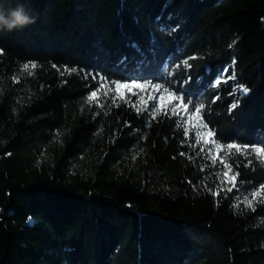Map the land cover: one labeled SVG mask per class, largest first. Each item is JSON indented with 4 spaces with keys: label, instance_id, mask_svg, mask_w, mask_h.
<instances>
[{
    "label": "trees",
    "instance_id": "16d2710c",
    "mask_svg": "<svg viewBox=\"0 0 264 264\" xmlns=\"http://www.w3.org/2000/svg\"><path fill=\"white\" fill-rule=\"evenodd\" d=\"M18 3L34 22L0 30V264H264V0L0 10ZM100 83L191 101L259 198L224 190L170 111L91 103Z\"/></svg>",
    "mask_w": 264,
    "mask_h": 264
},
{
    "label": "rangeland",
    "instance_id": "374dc122",
    "mask_svg": "<svg viewBox=\"0 0 264 264\" xmlns=\"http://www.w3.org/2000/svg\"><path fill=\"white\" fill-rule=\"evenodd\" d=\"M120 85H128V87L117 88V84L112 86L110 84L100 83L99 88L95 91L96 96L92 97L90 102L100 105L108 100H115L116 102L131 103L137 110L147 111L150 115L165 110L175 114L180 118L186 129L190 142L200 150L201 162L207 163L205 166L212 169V174H214L215 179L224 190H228L229 188L232 190H239L243 202L247 205L246 198L252 199V194L255 191L249 192L237 185L238 176L234 171L233 164L228 158L232 154L243 153L244 151L246 152V150L240 148V151H237L236 147L223 150L218 148L213 140V135H209L210 132L201 124L197 113L189 111L188 107L175 96L164 94L149 84L122 83ZM134 85H141V87H136ZM129 88H131V90H129ZM154 104L156 105L155 109L153 108ZM198 133L199 137L197 136ZM190 134H192V136H190ZM197 139H199V143H197ZM205 141H207V143H205ZM257 155L264 160L263 151ZM212 157H215V163H213ZM225 165L228 167H225ZM225 172H227V176L224 175ZM232 177H235V180H233ZM258 198L259 196L255 199Z\"/></svg>",
    "mask_w": 264,
    "mask_h": 264
},
{
    "label": "clouds",
    "instance_id": "9594fccd",
    "mask_svg": "<svg viewBox=\"0 0 264 264\" xmlns=\"http://www.w3.org/2000/svg\"><path fill=\"white\" fill-rule=\"evenodd\" d=\"M33 22L26 14L23 4L18 3L14 8L0 10V30L11 31Z\"/></svg>",
    "mask_w": 264,
    "mask_h": 264
},
{
    "label": "snow or ice",
    "instance_id": "6c2138e0",
    "mask_svg": "<svg viewBox=\"0 0 264 264\" xmlns=\"http://www.w3.org/2000/svg\"><path fill=\"white\" fill-rule=\"evenodd\" d=\"M185 63H186V62H185ZM24 67L27 68L28 65H25ZM32 67H35V65H32ZM216 83H217V84H220L221 81L217 80ZM134 86H136V87H141V85H134ZM120 87H128V85H120V84H117V88H120ZM129 90H131V88H129ZM242 90H243V91H247V89H242ZM95 96H96V92H93V93H92V96L89 97V99H91L92 97H95ZM150 99H151V97H150ZM216 99H219V97H217ZM187 104H191V101H188ZM187 104L185 105L186 107H187ZM155 107H156V105L154 104V105H153V108L155 109ZM236 107H237V104H236V103H233V104L231 105V108H232V109H235ZM203 108H204V105H200L199 107H197L196 105L192 104V109H193V111H195V112H201V110H202ZM205 127H207V125H205ZM185 135H187V131H185ZM209 135H214V134L210 132ZM197 136L199 137V133L197 134ZM197 143H199V139H197ZM205 143H207V141H205ZM217 147L219 148L220 146L217 145ZM233 147H236V150H237V151H240L239 146H235V145H231V144L228 145V148H229V149H231V148H233ZM201 150H203V149H201ZM252 150H253V152H255V153H257V154L261 153V151H262L260 148H255V147H254ZM181 155H183V153H181ZM212 161H213V163H215V157H212ZM222 162H223V161H222ZM249 163H251V161H249ZM225 167H228V166L225 165ZM229 170H230V169H229ZM224 175L227 176V172H225ZM232 179L235 180V177H232ZM233 186H235V185H233ZM261 187L264 188V185H262ZM228 190L231 191L232 189L229 188ZM260 195H261V192H260V191H256V192H254V193L252 194V199H247V198H246V203H247V205H248L249 207H251V206H252V200L255 199L256 197L260 196Z\"/></svg>",
    "mask_w": 264,
    "mask_h": 264
}]
</instances>
